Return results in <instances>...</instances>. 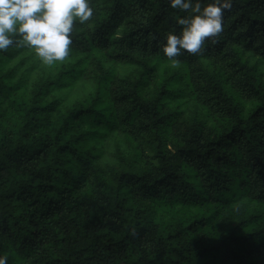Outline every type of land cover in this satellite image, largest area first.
<instances>
[{
  "label": "trees",
  "instance_id": "trees-1",
  "mask_svg": "<svg viewBox=\"0 0 264 264\" xmlns=\"http://www.w3.org/2000/svg\"><path fill=\"white\" fill-rule=\"evenodd\" d=\"M91 6L62 62L0 50V256L264 264V74L251 62L264 60V0H232L217 41L175 68L163 46L187 13L171 0ZM79 81L95 91L67 106ZM115 134L127 153L112 163Z\"/></svg>",
  "mask_w": 264,
  "mask_h": 264
},
{
  "label": "clouds",
  "instance_id": "clouds-1",
  "mask_svg": "<svg viewBox=\"0 0 264 264\" xmlns=\"http://www.w3.org/2000/svg\"><path fill=\"white\" fill-rule=\"evenodd\" d=\"M171 7L187 13L177 20L179 35L167 33L163 46L175 68L183 52L196 55L206 41H217L232 0H213L207 5L201 0H171ZM93 13L91 0H0V50L29 47L45 65L62 62L69 56L74 23L91 21ZM7 260V256H0V264H7Z\"/></svg>",
  "mask_w": 264,
  "mask_h": 264
},
{
  "label": "rangeland",
  "instance_id": "rangeland-1",
  "mask_svg": "<svg viewBox=\"0 0 264 264\" xmlns=\"http://www.w3.org/2000/svg\"><path fill=\"white\" fill-rule=\"evenodd\" d=\"M252 63H257L258 69L264 74V60H259L256 56L251 58ZM43 63V62H42ZM44 64V63H43ZM115 68L120 75L128 73L132 67L128 65H115ZM95 91V87L89 83L79 81L75 87L65 94V104L68 106L76 100L85 99ZM104 158L113 163L117 151L127 153V146L124 139L119 134L109 136L103 143Z\"/></svg>",
  "mask_w": 264,
  "mask_h": 264
}]
</instances>
